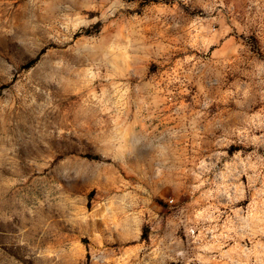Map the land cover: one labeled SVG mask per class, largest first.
Wrapping results in <instances>:
<instances>
[{
  "label": "rangeland",
  "instance_id": "rangeland-1",
  "mask_svg": "<svg viewBox=\"0 0 264 264\" xmlns=\"http://www.w3.org/2000/svg\"><path fill=\"white\" fill-rule=\"evenodd\" d=\"M0 264H264V0H0Z\"/></svg>",
  "mask_w": 264,
  "mask_h": 264
}]
</instances>
